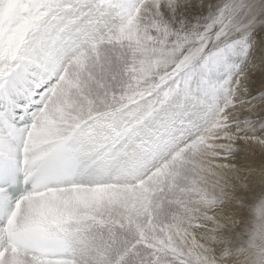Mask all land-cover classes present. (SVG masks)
<instances>
[{"label":"snow or ice","instance_id":"snow-or-ice-1","mask_svg":"<svg viewBox=\"0 0 264 264\" xmlns=\"http://www.w3.org/2000/svg\"><path fill=\"white\" fill-rule=\"evenodd\" d=\"M0 264H264V0H0Z\"/></svg>","mask_w":264,"mask_h":264}]
</instances>
